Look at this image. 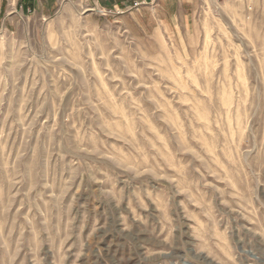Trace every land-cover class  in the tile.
<instances>
[{"label":"rangeland","instance_id":"obj_1","mask_svg":"<svg viewBox=\"0 0 264 264\" xmlns=\"http://www.w3.org/2000/svg\"><path fill=\"white\" fill-rule=\"evenodd\" d=\"M0 264H264V0H0Z\"/></svg>","mask_w":264,"mask_h":264},{"label":"built area","instance_id":"obj_2","mask_svg":"<svg viewBox=\"0 0 264 264\" xmlns=\"http://www.w3.org/2000/svg\"><path fill=\"white\" fill-rule=\"evenodd\" d=\"M225 1H227V0H225Z\"/></svg>","mask_w":264,"mask_h":264},{"label":"crops","instance_id":"obj_3","mask_svg":"<svg viewBox=\"0 0 264 264\" xmlns=\"http://www.w3.org/2000/svg\"><path fill=\"white\" fill-rule=\"evenodd\" d=\"M31 1V0H30Z\"/></svg>","mask_w":264,"mask_h":264}]
</instances>
